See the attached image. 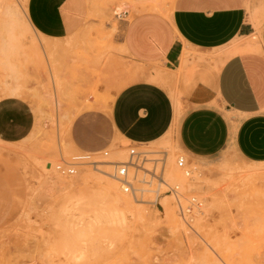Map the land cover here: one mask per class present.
<instances>
[{
    "label": "rangeland",
    "instance_id": "374dc122",
    "mask_svg": "<svg viewBox=\"0 0 264 264\" xmlns=\"http://www.w3.org/2000/svg\"><path fill=\"white\" fill-rule=\"evenodd\" d=\"M2 1L0 137L13 139L0 141V264H264V162L246 161L231 142L194 156L180 148L174 129L135 144L147 158L134 179L140 191L118 189L130 206L115 200L107 190L113 183L91 165L64 177L70 186L53 182L51 172L60 175L50 163L60 155L88 150L103 170L107 161L126 159L127 142L112 127L111 111L134 80L167 87L178 104L164 62L134 64L120 42L138 9L168 15L163 8L174 0H87L84 23L60 40L31 27L28 0ZM263 7L260 0L251 9L264 13ZM163 164L175 168L173 178L163 176ZM180 169L197 185L180 184ZM163 181L197 195L200 209L181 217ZM167 198L168 213L161 204Z\"/></svg>",
    "mask_w": 264,
    "mask_h": 264
},
{
    "label": "crops",
    "instance_id": "0c3cea01",
    "mask_svg": "<svg viewBox=\"0 0 264 264\" xmlns=\"http://www.w3.org/2000/svg\"><path fill=\"white\" fill-rule=\"evenodd\" d=\"M259 1L174 0L163 8L168 15L138 9L124 27V56L140 65L163 61L179 100L150 80L125 86L111 124L127 144L156 142L175 129L190 155L231 142L246 161L264 162V13L251 9ZM27 8L31 27L58 40L80 28L88 9L87 0H28Z\"/></svg>",
    "mask_w": 264,
    "mask_h": 264
},
{
    "label": "built area",
    "instance_id": "2783aa9c",
    "mask_svg": "<svg viewBox=\"0 0 264 264\" xmlns=\"http://www.w3.org/2000/svg\"><path fill=\"white\" fill-rule=\"evenodd\" d=\"M108 150L105 149L100 155L106 156ZM145 158L144 151L137 150L135 144H127L126 146V159L125 160H110L112 165L111 176L119 183V186L124 192L136 196L140 189L134 183V174L136 168L142 166ZM101 158L96 157L95 153L90 151H79L71 154L70 156L60 155L59 158L52 165L53 169L62 175H73L77 172L78 167L84 164L91 165L94 170L100 169ZM177 164L182 167L185 164L183 156H179ZM132 168V169H131ZM165 192L173 195L175 206L178 214L183 218L190 217L192 212L200 209L202 201L195 194L185 196L177 184H169L165 182Z\"/></svg>",
    "mask_w": 264,
    "mask_h": 264
},
{
    "label": "bare ground",
    "instance_id": "6f19581e",
    "mask_svg": "<svg viewBox=\"0 0 264 264\" xmlns=\"http://www.w3.org/2000/svg\"><path fill=\"white\" fill-rule=\"evenodd\" d=\"M3 1L2 0H0V4L2 3ZM157 3V2H156ZM0 7H1V5H0ZM7 8H8V6H7ZM164 11V10H163ZM26 27H27V29H29L28 28V26H27V24H26ZM34 52H35V50H34ZM50 53V52H49ZM7 97V96H6ZM65 143H66V145L69 147V148H72V144H71V142L70 141H65ZM146 158V157H145ZM147 159V158H146ZM107 163V162H106ZM109 163V162H108ZM103 162H101V164H100V166H99V168L100 169H97L96 170V172L97 173H99V174H101L102 175V177H105V178H107L110 182H112L113 183V185H111V187L109 188V189H107L108 191L109 190H112L114 193H115V196H116V201L117 202H119V203H121L123 206L124 205H131V200H129V198L128 197H125V196H123L122 194H121V192H120V190H118V189H120L121 187L119 186V183L113 178V176H111V174H110V172H111V168H112V165L108 168H106V169H104L103 170ZM164 166H162V170H163V176L165 177V176H168V177H170V178H173L174 176H173V174L175 173V168L171 165V166H166L165 164H163ZM175 166V165H174ZM105 168V167H104ZM144 169H145V167H143ZM132 169V168H131ZM140 168H136V170H135V174H134V177L136 178V175H137V171L139 170ZM142 169V168H141ZM188 170V169H187ZM185 171L184 169H180L179 171H178V173H179V176L177 177V179L179 180V182H180V184H182L184 187H188V188H192V187H194V186H196L197 185V183L196 182H193V180H191L190 178H187L186 176L188 175V173H189V171ZM95 171V170H94ZM60 176H58L57 174H54V173H52L51 172V175H53V182H54V184L55 185H57V187L59 186L60 188H65V187H67V186H70V185H72L71 183H70V181H68V180H66V179H64V177H72L73 175H62V174H60L59 172H57ZM76 173H78V172H76ZM75 173V174H76ZM81 174H83L82 172H80L79 174H78V176L79 175H81ZM187 174V175H186ZM63 177V178H62ZM134 178V179H135ZM169 179V178H168ZM141 181V180H140ZM144 181V180H143ZM169 181H171V179L169 180ZM114 182L115 183H118L117 185L115 184L114 185ZM163 182H165V181H163ZM162 182V183H163ZM172 182H174V181H172ZM122 190V189H121ZM123 191V190H122ZM124 192V191H123ZM109 193V192H108ZM125 193V192H124ZM132 195V194H131ZM132 196H134V195H132ZM169 198H167L166 200H164L161 204L163 205V207H164V210H165V212L166 213H168L169 212V200H168ZM137 201H142V199L140 200H137ZM134 203H136V202H134ZM139 203V202H138ZM141 203V202H140ZM164 210H163V212H164ZM187 221V220H186ZM182 225H184V224H182Z\"/></svg>",
    "mask_w": 264,
    "mask_h": 264
}]
</instances>
